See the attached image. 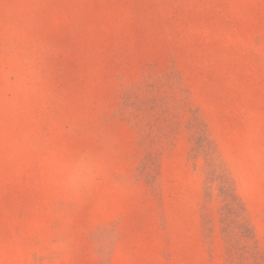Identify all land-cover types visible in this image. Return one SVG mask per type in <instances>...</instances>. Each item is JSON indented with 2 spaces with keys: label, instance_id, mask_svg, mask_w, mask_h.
<instances>
[{
  "label": "rangeland",
  "instance_id": "obj_1",
  "mask_svg": "<svg viewBox=\"0 0 264 264\" xmlns=\"http://www.w3.org/2000/svg\"><path fill=\"white\" fill-rule=\"evenodd\" d=\"M0 264H264V0H0Z\"/></svg>",
  "mask_w": 264,
  "mask_h": 264
}]
</instances>
